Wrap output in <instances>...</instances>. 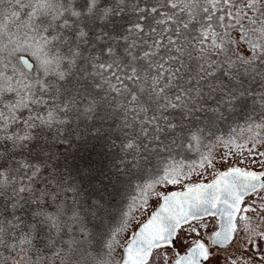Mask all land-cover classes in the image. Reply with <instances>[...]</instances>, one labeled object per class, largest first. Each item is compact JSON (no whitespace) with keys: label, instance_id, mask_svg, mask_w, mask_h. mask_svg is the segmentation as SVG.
I'll return each instance as SVG.
<instances>
[{"label":"snow or ice","instance_id":"obj_1","mask_svg":"<svg viewBox=\"0 0 264 264\" xmlns=\"http://www.w3.org/2000/svg\"><path fill=\"white\" fill-rule=\"evenodd\" d=\"M170 252L264 264V0H0V264Z\"/></svg>","mask_w":264,"mask_h":264},{"label":"rangeland","instance_id":"obj_2","mask_svg":"<svg viewBox=\"0 0 264 264\" xmlns=\"http://www.w3.org/2000/svg\"><path fill=\"white\" fill-rule=\"evenodd\" d=\"M251 159H254L255 161H257V163L255 165L249 163L247 166H249V167H255L256 170H260L259 161H260L261 158L257 156V157H252ZM229 161H231L232 163H236L237 162V161L231 160V158H229ZM229 161H224V164L225 165L228 164ZM217 166L218 167H221V165L219 163L217 164ZM240 166L243 167V166H246V165L241 162ZM209 171L211 172V169H209ZM203 178L207 181L208 179H211L212 177L210 175H208V176H203ZM251 198H254V197H251ZM249 199H250V197H246L245 198V202H248ZM155 200H156L155 197H153L152 199L149 200V209L145 212L144 218H147V216L151 214V211L155 210L154 209ZM252 214L253 213L249 212V215H252ZM215 219H218V218H215ZM203 221L208 224V228L207 229L201 228V232H200L199 235H197L196 233H192L190 235V237L188 238V243H186V244L185 243L177 242V246L179 247V250L181 251V253L183 251H185L188 246H190L191 241L194 240V239H201V238H203V239H205V242L208 243V235L210 234L211 231L214 230V218L204 217L203 218ZM140 222H142V221H140ZM137 226H138V224H137ZM193 226H195V224ZM184 228H185V226H182V229H184ZM181 234L183 235V231L181 232ZM166 247L170 249V246H166ZM210 247H211V249L213 251H216L219 248V246H210ZM219 251L222 253L223 252V249H219ZM248 254L251 255V253H248ZM216 258L217 259H223L222 256H219V257H216ZM171 259H175V257H174V255H171V252H170V261H169V264H171ZM253 259L254 260H257V259H259V257L254 256ZM207 264H215V259L209 260L207 262Z\"/></svg>","mask_w":264,"mask_h":264}]
</instances>
